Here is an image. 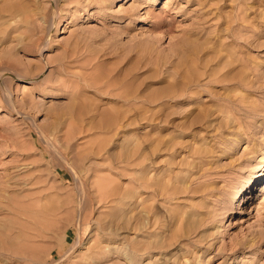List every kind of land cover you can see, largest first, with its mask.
Wrapping results in <instances>:
<instances>
[{
  "label": "rangeland",
  "instance_id": "1",
  "mask_svg": "<svg viewBox=\"0 0 264 264\" xmlns=\"http://www.w3.org/2000/svg\"><path fill=\"white\" fill-rule=\"evenodd\" d=\"M263 88L264 0H0V264H264Z\"/></svg>",
  "mask_w": 264,
  "mask_h": 264
},
{
  "label": "bare ground",
  "instance_id": "2",
  "mask_svg": "<svg viewBox=\"0 0 264 264\" xmlns=\"http://www.w3.org/2000/svg\"><path fill=\"white\" fill-rule=\"evenodd\" d=\"M230 73V72H229ZM229 73L228 72H225V74L223 75V79L224 80H226L227 78H228V75H229ZM253 80V79H252ZM243 84V83H242ZM244 85V84H243ZM248 85H250V87H252L253 86V82H250L249 81V84ZM245 87V86H244ZM263 87V86H262ZM260 88V87H259ZM264 89V88H263ZM261 91V90H260ZM181 97V96H180ZM135 99V98H134ZM167 99V98H166ZM169 100V99H168ZM131 101V98H125V99H123V102H125V103H129ZM166 105V104H165ZM256 111H258V113H259V110H257L256 109ZM155 117V116H154ZM166 119V118H165ZM128 121V120H127ZM133 121V120H132ZM147 126H151L150 124H151V121L150 120H148L147 121ZM158 152L157 153H159V150H157ZM151 153H153L152 155H154L155 153L153 152V151H151ZM251 153V152H250ZM249 153V154H250ZM254 155L255 154H257L258 155V153H259V155L258 156H262L263 157V160H264V154H263V148H262V146H257L256 147V151L255 152H252ZM251 153V154H252ZM149 155V154H148ZM257 157V156H256ZM259 158V157H258ZM150 160V159H149ZM152 160V159H151ZM248 160H249V158H246L245 160H241V162H238V166H240L241 164H242V166L246 163V162H248ZM260 160H262L261 158H260ZM146 161H148V159L146 160ZM153 161V160H152ZM257 162H259V160L257 159ZM155 163V162H154ZM156 164V163H155ZM241 166V167H242ZM240 167V168H241ZM260 175H259V178H261V177H264V175H263V173H259ZM249 183V181H247V184ZM257 192H262V194L260 195V197L257 199V200H259L262 196H263V194H264V190L262 191V189L260 188V186H259V189L257 190ZM250 208H252V205L249 207V209ZM251 212V211H250Z\"/></svg>",
  "mask_w": 264,
  "mask_h": 264
}]
</instances>
